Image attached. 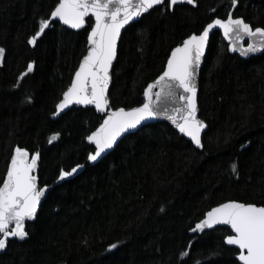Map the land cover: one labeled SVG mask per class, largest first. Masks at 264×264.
I'll return each mask as SVG.
<instances>
[{
	"label": "trees",
	"instance_id": "obj_1",
	"mask_svg": "<svg viewBox=\"0 0 264 264\" xmlns=\"http://www.w3.org/2000/svg\"><path fill=\"white\" fill-rule=\"evenodd\" d=\"M168 0L122 33L109 91L110 108L142 104L145 87L169 53L234 7L264 29V0ZM59 0H0V185L12 157L38 160L39 188L54 186L25 237L0 234V264H239L218 227L189 231L228 201L264 206V52L231 55L211 37L199 77V118L207 124L197 150L164 123L125 136L97 164L87 137L103 117L71 108L52 120L87 52L93 21L72 31L53 21Z\"/></svg>",
	"mask_w": 264,
	"mask_h": 264
},
{
	"label": "water",
	"instance_id": "obj_2",
	"mask_svg": "<svg viewBox=\"0 0 264 264\" xmlns=\"http://www.w3.org/2000/svg\"><path fill=\"white\" fill-rule=\"evenodd\" d=\"M165 1L59 0L50 14L46 25L55 21L72 31H80L88 20L93 21L87 37V53L51 116L56 120L75 107L92 108L103 117L87 138V143L94 147L88 159L90 166L111 153L125 136L153 123L168 125L201 151L207 124L199 118L197 97L211 35L219 31L228 44L229 53L242 59L264 52V30L253 29L242 18L234 17L233 7L225 20L214 19L169 53L161 74L145 87L141 105L111 109L108 95L122 33ZM168 4L170 11L184 4L196 7L193 0H168ZM37 169L38 160L28 152L21 151L10 160L9 170L0 185V234L13 227L12 235L23 239L26 225L35 221L48 192L71 177L68 175L51 186L39 188ZM82 170L83 166H79L72 174ZM218 227L230 230L224 243L238 250L234 258L239 264H264V206L225 202L206 212L189 233L201 235Z\"/></svg>",
	"mask_w": 264,
	"mask_h": 264
},
{
	"label": "bare ground",
	"instance_id": "obj_3",
	"mask_svg": "<svg viewBox=\"0 0 264 264\" xmlns=\"http://www.w3.org/2000/svg\"><path fill=\"white\" fill-rule=\"evenodd\" d=\"M260 29H262V28H260ZM263 30H264V29H263ZM86 53H87V52H86ZM85 55H86V54H85ZM84 57H85V56H84ZM84 57H83V58H84ZM83 58H82V59H83ZM82 59H81V60H82ZM80 62H81V61H80ZM79 64H80V63H79ZM78 66H79V65H78ZM70 84H71V83H70ZM68 88H69V87H68ZM66 91H67V90H66ZM66 91H65V92H66ZM65 92L63 93V95L65 94ZM88 137H89V136H88ZM88 137H87V138H88ZM86 141H87V139H86ZM89 145H90V144H89ZM20 152H21V151H20ZM18 153H19V152H18ZM16 154H17V153H16ZM29 155H30V154H29ZM8 170H9V164H8L7 172H8ZM7 172H6V173H7ZM68 175H71V177H72L73 174H68ZM68 175H66L65 177H67ZM65 177H63V178H65ZM61 179H62V178H61ZM59 180H60V179H59ZM57 181H58V180H57ZM198 222H199V221H198ZM196 223H197V222H196ZM196 223H195V224H196ZM193 227H194V226H193ZM10 229H12V232H13V227H11ZM10 229H8V230H10ZM191 229H192V228H191ZM191 229H190V230H191ZM8 230H7V231H8ZM7 231H6V232H7ZM6 232H5V233H6ZM5 233H4V234H5ZM189 234H190V233H189Z\"/></svg>",
	"mask_w": 264,
	"mask_h": 264
}]
</instances>
